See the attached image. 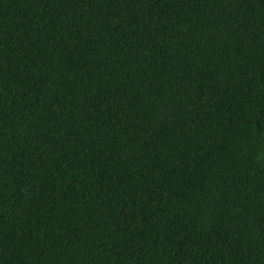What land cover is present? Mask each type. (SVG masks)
Instances as JSON below:
<instances>
[{
	"label": "trees",
	"instance_id": "trees-1",
	"mask_svg": "<svg viewBox=\"0 0 264 264\" xmlns=\"http://www.w3.org/2000/svg\"><path fill=\"white\" fill-rule=\"evenodd\" d=\"M0 264H264V0H0Z\"/></svg>",
	"mask_w": 264,
	"mask_h": 264
}]
</instances>
